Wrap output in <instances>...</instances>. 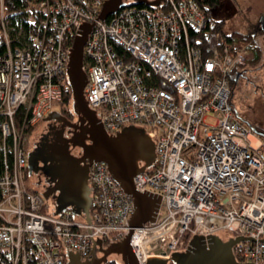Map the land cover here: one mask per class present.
Listing matches in <instances>:
<instances>
[{"label": "built area", "instance_id": "built-area-1", "mask_svg": "<svg viewBox=\"0 0 264 264\" xmlns=\"http://www.w3.org/2000/svg\"><path fill=\"white\" fill-rule=\"evenodd\" d=\"M103 3L38 0L24 9L28 32L12 47L0 0V264H65L66 248L83 261L90 236L106 247L128 232L131 199L103 163L88 167L87 225L69 209L55 215L23 180L27 130L64 109L67 50L80 22L93 21ZM206 25L193 0L131 4L98 18L83 46L84 99L107 135L141 126L154 141L153 166L133 177L137 192L160 196L153 222L132 230L137 264L185 251L193 235L224 230L231 239H264V148L236 119L228 82L245 66L249 44L215 32L204 56ZM231 253L237 263L264 264V243L238 242Z\"/></svg>", "mask_w": 264, "mask_h": 264}, {"label": "water", "instance_id": "water-1", "mask_svg": "<svg viewBox=\"0 0 264 264\" xmlns=\"http://www.w3.org/2000/svg\"><path fill=\"white\" fill-rule=\"evenodd\" d=\"M160 1L104 0L99 15L93 21L80 22L66 54L71 111L78 118L73 123L56 111L50 112L32 145L31 158L28 156L27 171L31 172L43 199L54 206L55 215L69 209L72 216L81 217L86 225L89 224L87 214L91 191L87 171L92 162L103 163L113 181L131 199L133 211L126 220L128 232L120 241L103 247L99 236H90L92 245L88 256L81 261L76 251L66 248L65 264H105L109 256H118L122 264H137L129 244L132 230L146 222H153L160 196L137 192L133 177L153 166L154 141L141 126H126L115 135H107L99 112L90 108L84 99L86 77L81 67L87 34L98 18L104 20L117 13L119 8L131 4L157 6ZM252 131L264 137L263 133L253 128ZM87 233L90 235L88 229ZM245 241L264 243V239H231L227 231L221 230L205 238L193 235L185 251L173 252L168 259L148 257L144 264H240L232 256L231 248Z\"/></svg>", "mask_w": 264, "mask_h": 264}, {"label": "rangeland", "instance_id": "rangeland-1", "mask_svg": "<svg viewBox=\"0 0 264 264\" xmlns=\"http://www.w3.org/2000/svg\"><path fill=\"white\" fill-rule=\"evenodd\" d=\"M206 9L210 22L221 20L224 22L222 31L225 34L232 32L247 34L262 27L264 0H217L214 8ZM261 76L262 74H259V79L253 81L255 75L243 74L242 78L233 84L230 101L234 108V115L240 123L264 131V81L261 80ZM67 109L65 106L61 109V113L65 114ZM214 122L212 115L206 114L205 123L213 125ZM41 125L42 123H39L36 128L38 129ZM28 180L27 177L26 186L29 189L33 188ZM46 204L49 208H54L49 200ZM107 260L118 261L119 259L117 256H109Z\"/></svg>", "mask_w": 264, "mask_h": 264}, {"label": "trees", "instance_id": "trees-1", "mask_svg": "<svg viewBox=\"0 0 264 264\" xmlns=\"http://www.w3.org/2000/svg\"><path fill=\"white\" fill-rule=\"evenodd\" d=\"M37 1L38 0H2V12L5 15V17L9 20V23L11 24L10 26L13 28L12 31L9 32L10 38L13 39L11 43L12 47L17 46L20 42H22L23 38L28 32L29 27L25 23L24 9H26L28 6H33ZM193 1L198 6V8L204 13V16L207 21L206 28L200 36L201 42L199 44V47L203 50L204 56H207V38L210 34L215 33V32H220L224 36L227 42L237 41L239 43L249 44V40L251 38L250 35L238 34L235 32H232L230 34H225L222 31V26L224 24L222 20L215 21V22H210L208 20L206 8H214V6H216L217 4V0H193ZM14 24L16 25V27H14ZM18 31H20L22 34L16 37L15 33H17ZM4 52H5V48H4L2 39L0 38V56H2ZM236 75H237V72H233L228 78L231 95H232V88H233V84L235 83ZM158 87L164 90L167 89V87L162 83H158ZM62 104L68 107L67 112L71 110V95H70V90L68 87L64 88L63 95H62ZM252 128L264 134V131L257 127H252ZM32 130L28 129L27 132L31 134ZM256 136L260 139L264 147V137L258 136V135ZM23 180L24 182H27V175H26L25 170L23 172ZM31 189H32V192H37L34 188H31ZM117 258L119 259L118 261L107 260L105 264H122L120 261V258L118 256Z\"/></svg>", "mask_w": 264, "mask_h": 264}, {"label": "crops", "instance_id": "crops-1", "mask_svg": "<svg viewBox=\"0 0 264 264\" xmlns=\"http://www.w3.org/2000/svg\"><path fill=\"white\" fill-rule=\"evenodd\" d=\"M262 27L258 28L247 35H250L249 40V52L247 54L245 66L237 72L235 82L242 78V75H255L253 81L259 79V74H262L261 80L264 81V16L262 18ZM259 30V32H258ZM238 34H246L241 32H235Z\"/></svg>", "mask_w": 264, "mask_h": 264}, {"label": "flooded vegetation", "instance_id": "flooded-vegetation-1", "mask_svg": "<svg viewBox=\"0 0 264 264\" xmlns=\"http://www.w3.org/2000/svg\"><path fill=\"white\" fill-rule=\"evenodd\" d=\"M59 114H61L62 116H64L65 118H67V119H69L70 121H72L73 123H75L76 122V120H77V116L71 111V110H69L67 113H65V114H62V113H59ZM43 124H44V121L42 122V125L40 126V127H38V129L36 128L35 129V131L34 132H32L33 134H31L29 137H28V139H27V142H26V165H25V171H26V175H27V177H28V181H29V184L35 189V190H37V191H39V192H41V190L37 187V185L34 183V181H33V178H32V175H31V172L29 171V173H28V171H27V164H28V161H27V159H28V156H29V158H31V151H32V145H33V143H34V141L36 140V138H37V136H38V134H39V132H40V130H41V128H42V126H43ZM42 193V192H41Z\"/></svg>", "mask_w": 264, "mask_h": 264}]
</instances>
